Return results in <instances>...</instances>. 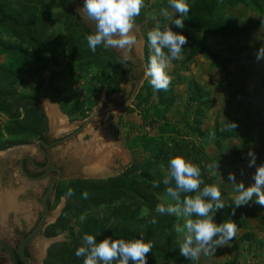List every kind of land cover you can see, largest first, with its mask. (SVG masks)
I'll return each instance as SVG.
<instances>
[{
	"label": "rangeland",
	"instance_id": "374dc122",
	"mask_svg": "<svg viewBox=\"0 0 264 264\" xmlns=\"http://www.w3.org/2000/svg\"><path fill=\"white\" fill-rule=\"evenodd\" d=\"M10 1L14 5L19 2ZM162 1L145 0L146 7L143 10L144 12L150 10L149 15L150 12L155 15V20L147 17L145 22L139 23L137 17L139 31L136 33L137 43L131 53L132 59L128 62L132 68L129 73H126L122 64L113 59L109 65H105L102 61L107 57L99 58L98 62L104 64L97 67L95 63L97 58L89 56L91 55L89 53L93 52L86 41L88 33L85 27L92 33L94 25L85 21L77 10L83 6L84 0H57L58 7L52 10H46L43 6L38 7V14L49 18V23L46 24L47 34L51 36L53 46H59L55 53H46L43 56L34 48L21 44L24 50L36 53L35 61L21 59L20 54L16 53L0 55V66L3 67L0 76L1 86L5 89L9 84L13 85L11 90L5 89L4 94L13 93L12 99L16 100V109L21 112L26 108L30 115L34 114L35 109H39L38 112L44 114L47 119L45 135L50 138L57 140L71 134L70 138L49 150L52 160L62 164L65 177L74 179L60 180V195L58 198L54 199V196L51 198L49 219L55 222L64 210V229L58 230L51 238L48 252L54 245H57L54 250L58 251L82 246L84 236L82 228L87 220L110 215L116 206L130 202L128 196H123L111 205H88L87 209L82 207L75 210L68 207L74 200L72 196H67V191L75 177L105 180L130 173L128 171L140 173L143 163L150 156L148 151H143V143L146 137L152 138L155 135L158 125L150 128L149 122L155 116L145 111L147 106L143 109L144 106L140 105L138 98L144 96L150 79L145 76L147 65L144 61V37L146 29L151 30L157 22L161 23L165 19L160 14L163 8ZM260 2V8L252 6L247 1L245 4L237 3L233 7L222 5L217 10L216 14L227 20L230 25L233 24L236 29L229 36H208V44L217 52L229 57L231 59L229 64L224 67H211L209 62L200 56L186 67L179 63H171L169 72L172 76L171 83L175 84L172 88L175 100L171 109L159 120V125L163 121L175 124L180 133V136L166 135L169 145L156 143L159 150L163 148L166 151L169 146L168 151L174 153L175 146L184 139L201 153L202 160L207 165L219 163L214 173L209 171L207 173L212 178V184L220 186L222 199L226 205L232 204L235 195L234 185L228 180L229 173L235 174L237 183L243 181L248 187L254 183L256 167L264 165V59L259 61L256 59L259 48L264 45V0ZM173 13L175 14V10ZM0 40L4 42L7 40L13 44L20 43L4 29H0ZM98 47L102 53L104 48ZM108 50H112L121 61L122 57L117 50L111 48ZM72 53L75 56L70 58ZM77 54L83 58L74 60L77 59ZM181 59L182 56L178 60ZM191 78L207 93L201 100L205 102V106L196 107L195 104L187 102V81ZM105 79L113 84L119 82L117 87L114 86L113 93L109 92L103 82ZM151 101L157 102L156 96H152ZM50 107L56 109L60 117L66 121L62 127L58 126L52 117L51 120L48 118L46 109L50 115ZM99 111L98 116L84 125L90 116ZM32 116L29 123L34 118ZM8 121V115L0 111L1 130ZM228 122H239L234 137L210 138V133L215 127L220 132L233 130L228 126ZM98 135L101 136L100 139L96 138ZM10 138L11 136L3 133L0 140L7 141ZM28 140L27 143L0 150V190L18 192L17 196L21 194L22 201L28 194L27 199L30 200V194L36 192H31L35 189L33 183L19 175L16 163L22 155L41 159L37 150L38 141L33 138ZM113 143L128 152L131 161L127 167L121 165L115 167L114 159L107 161L112 152L109 146ZM154 144L155 141H152V146ZM101 150L104 154L99 156ZM250 150L257 156L256 165L253 167H248L250 158L247 157V153ZM103 162L108 164H104L105 169L102 167L99 171V165ZM153 170L165 174L167 172L161 162H156ZM13 173L15 177H12ZM48 182L49 177L40 182L44 185L42 188L39 183L35 184L38 186V199L41 198V193ZM27 188L32 189L26 192ZM6 198L7 196L3 197L4 203ZM158 199L159 203L165 202V192L159 195ZM133 205L135 208L137 202L135 201ZM228 208L220 210L217 214L223 217ZM238 209L236 219L241 224H237V236L230 241L229 246L220 248L212 256L206 257L202 254L194 264H264V222L259 221V218L264 217V206L252 201ZM145 210L138 211V216L143 217L142 212ZM81 215H85L83 221L80 220ZM117 221L116 217H110L107 228L110 229ZM176 223L177 218L174 225ZM173 231L176 240L182 241L174 226ZM246 234L251 238L247 239ZM107 237L104 236L99 241ZM156 264L173 263L158 260Z\"/></svg>",
	"mask_w": 264,
	"mask_h": 264
},
{
	"label": "trees",
	"instance_id": "16d2710c",
	"mask_svg": "<svg viewBox=\"0 0 264 264\" xmlns=\"http://www.w3.org/2000/svg\"><path fill=\"white\" fill-rule=\"evenodd\" d=\"M249 1L252 6L260 8V0H188L191 10L188 17L184 20V27L178 28L174 23L170 24V27L178 33H182L187 36L188 41L182 51L181 60H173L172 64L179 63L182 67H186L188 64L194 62L195 58L200 56L207 60L211 67H224L231 62V59L224 54L217 52L211 45L208 44V36H229L231 35L236 27L230 25L227 20L216 14L220 6L233 7L237 3L245 4ZM57 0H19L16 5L12 4L10 0H0V29H4L20 43L13 44L0 40V55L6 54H20L21 59L26 61H35L37 55L35 52H30L28 49H23L21 44H25L34 50L39 51V54L43 55L46 53L53 54L57 51L58 45H54L51 40V36L47 34V25L49 18L38 14V7L43 6L46 10H52L57 6ZM162 7L166 8L168 12L173 16V19L180 18L179 13H173L174 9L169 6L168 0L162 1ZM141 11L138 17V22L143 23L147 20V17H151L152 14L147 10ZM174 14V15H173ZM170 23L168 20H163L161 24ZM86 28V32L89 34L90 30ZM144 37V61L146 65L149 62V47L147 42V32ZM65 42V41H64ZM101 47V46H100ZM103 49V47H101ZM79 50V49H78ZM77 53V52H76ZM91 57L97 58V67H102L103 64L109 65L110 60L113 59L117 63L121 64V61L113 53L112 50L104 49L101 53L99 47L95 53H89ZM75 56L74 53L70 54V58ZM77 59L83 58L79 54L76 55ZM107 57L102 59L104 63H99V58ZM40 59V58H38ZM126 73H129L131 66L127 63L125 66ZM3 73V67L0 66V76ZM14 76V75H12ZM110 93H113L114 86L117 87L119 82H111L110 80H103ZM12 83V82H11ZM12 84L6 86L5 89L11 90ZM174 83H171L167 92L160 90L156 91L153 87L148 85L144 96H139L138 101L140 105L147 106L146 112H151L153 120L149 122L150 128L158 125L157 132L151 137H146L143 143V151H148L150 156L143 163V168L140 173L121 174L115 178H108L105 180H93V179H77L69 186L74 190L72 198L74 203L68 207L80 210L82 207L87 209L88 205H111L115 201L119 200L123 196H128L130 202L121 203L111 210L110 215H103L98 219H89L86 221L82 228V233L92 234L97 237V241L104 236L117 238H139L143 235L146 241L150 240L154 242L152 251L148 254V264H156L158 260L170 261L173 264H194V261L188 260L180 255L179 245L182 241H177L173 226L175 223V217L164 214L161 215L155 211L156 206L159 204L158 196L165 192L166 186L163 184V177L165 173L158 170H153L156 162H161L167 171L168 162L170 158L176 155H184L192 159L194 163H197L202 168L203 179L205 184H212V178L208 175L207 163L202 160V155L197 152L193 145L187 144L186 140L182 139L179 144L175 146L176 150L174 153H170L168 148L164 151L158 149V142H162L164 145L167 144L166 135L176 134L180 136L177 126L168 121H163L159 125V120L164 114L171 109L174 104L175 95L173 93ZM1 86L0 82V111L8 115L9 121L4 126L3 130L0 128V138L3 133L11 136L7 141L0 140V150L5 149L8 146L17 145L20 143H27L30 138L41 140L45 142L47 136V119L44 114L39 113V109L34 110L31 123V115L26 108L20 112L16 109V100L12 99V94H4L5 90ZM207 95L206 92L199 88L197 82L194 79L187 81V102L195 104L199 107L206 105L205 102L201 101L203 97ZM152 96H156L157 102H152ZM24 111V112H23ZM146 119V118H144ZM145 122V121H144ZM239 123V122H237ZM191 128V127H190ZM192 129V128H191ZM238 126L231 131H218L217 127L212 131L215 133V138L226 139L234 137L237 133ZM201 134V133H200ZM204 135V134H201ZM152 141L155 144L152 146ZM153 181H161L158 188H153ZM203 187V185L201 186ZM68 188V189H69ZM87 191L89 197L87 199L82 198V193ZM60 195V190L56 193V198ZM132 199V201H131ZM137 202L134 208L133 203ZM146 209L148 211L147 216L139 217L138 211ZM64 213V210H63ZM63 213L57 219V221L49 226L46 230L47 237H53L57 234L58 230L64 229L63 224ZM231 208L226 210V214L222 217L216 214V221L223 222L225 220H233L236 224L240 225L241 222L237 220L236 210L235 216H230ZM110 217H116L118 221L112 225L109 229L107 228ZM155 217L157 223L155 225L150 224L148 221ZM260 222H264V217L259 218ZM109 229V230H108ZM245 237L251 238L249 234ZM262 243V242H261ZM57 245L52 246L51 251L48 252L45 263L46 264H83V258H77L75 256L76 249L70 248L66 250H54ZM56 252V254H54Z\"/></svg>",
	"mask_w": 264,
	"mask_h": 264
},
{
	"label": "clouds",
	"instance_id": "9594fccd",
	"mask_svg": "<svg viewBox=\"0 0 264 264\" xmlns=\"http://www.w3.org/2000/svg\"><path fill=\"white\" fill-rule=\"evenodd\" d=\"M168 3L176 14H180V18L173 19L166 8L160 10V14L170 23L162 25L157 22L147 32L150 55L145 70V76L150 78L153 89L165 92L172 82L169 72L171 62L180 59L188 41L187 36L174 31L170 24L183 28L184 20L191 10L188 0H168ZM145 7V0H84L83 6L77 10L85 21L94 25V31L86 36L90 50L95 53L98 46L115 49L122 57L121 64L125 66L132 59L131 53L137 43L136 33L139 31L136 20ZM151 18L155 20L156 16L152 15ZM256 59H264V45L259 48ZM228 126L235 129L238 125L228 122ZM210 138H215L214 132L210 133ZM247 157L250 158L248 167L255 166L256 153L250 150ZM218 167L219 163L207 165L210 173H214ZM228 180L234 185L235 195L232 204L226 205L220 186L205 184L199 164L184 155L170 158L162 181L166 186V200L159 203L155 211L177 218L174 230L182 237L180 255L186 259L198 261L202 254L206 257L215 255L220 248L229 246L230 241L237 236L238 226L233 220L216 221V214L220 210L229 207L230 216H235L238 208L252 201L264 206V165L256 167L254 183L248 187L243 181L237 183L234 173H229ZM160 183L153 181L152 187L158 188ZM72 195L74 190L69 188L67 196ZM88 197L87 191L82 193L83 199ZM147 215L146 210L142 212V216ZM84 219L85 215H81L80 220ZM148 222L155 225L157 219L152 217ZM153 247L154 242L146 241L143 235L132 239L107 237L97 241L95 235L85 234L75 256L83 258V264H148V254Z\"/></svg>",
	"mask_w": 264,
	"mask_h": 264
},
{
	"label": "flooded vegetation",
	"instance_id": "af4514ba",
	"mask_svg": "<svg viewBox=\"0 0 264 264\" xmlns=\"http://www.w3.org/2000/svg\"><path fill=\"white\" fill-rule=\"evenodd\" d=\"M70 137H71V134L67 135L65 137L58 138L56 140V138L53 139V138H50L49 136H47V140L44 143L48 147L46 148V147L41 146L43 152L41 150L37 149L39 151L41 159L31 157L33 162L36 164V166H33L29 162V160L26 158L28 156H25L24 158L21 159L23 169L27 173V175H29L30 177L38 178V177L43 176L47 172H48V174L41 180L30 181L33 183L32 185H34L35 189L33 190L32 188H27L26 192H30L29 190L32 189L31 192H36V194L31 193L30 194V198H31L30 200L27 199L29 196V194H28L26 199L23 200L24 204L28 205L27 208L23 212H20V210H18V209L14 210L16 213L11 212L8 215L6 225H5L6 222H4V221H3V223L0 222L2 225V226L0 225V241L5 242L7 245L10 246L11 251L13 253V256H14L17 264H25L22 261L21 256L28 261V264H38L39 262H40V264H46L45 260H46L47 255H48V249L50 248L51 238H52V237H47L45 235L46 230L49 226L53 225L58 219V217H57L55 222L54 221L52 222L51 219H49L50 215H51V198H52V196H54V199L56 198V193L58 192V190L60 188V185H59L60 180L67 179V177H65V174L63 173L62 164L57 163V162L52 160V156H51L49 150L51 148H53L55 145L61 144L65 139H68ZM7 156H10V155H7ZM19 162H20V160L16 163V165L18 166V173L20 176H22L24 178V176L20 170V167H19ZM53 168H58L60 170V174H59V177H58V179L54 185L52 194L50 195V197L47 200L48 211L45 214L44 210L42 208V199H43L45 193L47 192L48 186H49L50 182L52 181L53 177L57 175V171L54 170ZM48 177H49V182L47 183V186L43 189V191L41 193V198L38 199V197H39V195H37L38 194L37 193V190H38L37 187L38 186H36L35 184L36 183H37V185H38V183L40 184V182H42L43 180H45ZM75 178H76L75 180H77V179H80L81 177H75ZM71 179H74V177H71ZM71 179H67V180L70 181ZM39 186H40V188H42V186H44V185L40 184ZM5 190L6 189H2V192H0V193H5ZM26 192H24V194H26ZM21 196L22 195L20 194V195H18L17 198L14 197L13 199H15L16 202H18V203H21V202L23 203ZM17 207L18 206H16V208ZM28 213L30 216H26V214H28ZM44 215H46V217H45L44 224H43L41 230L38 232V234L30 242L25 244V246L22 248L21 254H20L19 249H20L21 244L24 242V240H26V238H28L38 228V226L41 223ZM18 216H20L19 222H14L12 220V218H14V217L17 218ZM1 236H4V237H1ZM0 264H11L9 256H8L5 249H2V251H1Z\"/></svg>",
	"mask_w": 264,
	"mask_h": 264
},
{
	"label": "crops",
	"instance_id": "0c3cea01",
	"mask_svg": "<svg viewBox=\"0 0 264 264\" xmlns=\"http://www.w3.org/2000/svg\"><path fill=\"white\" fill-rule=\"evenodd\" d=\"M46 114H47V116H48V118L51 120V116L50 115H48V112H47V109H46ZM100 135H98L96 138H99L100 139ZM38 149V148H37ZM109 149H111L112 150V152L110 153V157L108 158V160L107 161H111V160H113L114 159V165H115V167H118V166H124V167H127L129 164H130V161H131V159H130V156L128 155V152L127 151H125V149L124 148H121V147H116V145L113 143V144H110V146H109ZM102 153H103V151L101 150V151H99V156H102ZM104 154V153H103ZM7 155H9V154H7ZM25 156H28V155H22V157L20 158V160L22 159V158H24ZM30 158H31V156H29ZM99 160H101V159H99ZM80 161H84L83 159H80ZM102 161V160H101ZM103 161H106L105 159H103ZM106 161V162H107ZM106 162H103V163H101V165H99V171H101L102 170V167H103V169H105V167H106V165H104V164H108V163H106ZM117 162H119V163H117ZM103 164V165H102ZM12 177H15V174H13L12 175ZM26 179V178H25ZM28 180V179H27ZM30 181V180H29ZM0 192H2V190H0ZM17 194H18V192H13V190H9V191H5V193H0V222L1 223H3V221L4 222H6L5 223V225L7 224V219H8V215L11 213V212H15L14 210L15 209H18V210H20V212H23L26 208H27V204H24V203H19L18 204V202H16V200L15 199H13L12 201L13 202H11L12 203V205H13V207H11V206H9V207H7V209H12V210H8V211H6V212H4V213H2L1 211H2V209H3V207H4V209L6 208L5 206L6 205H8V204H6V203H4L3 202V197L4 196H11L12 198H14V197H18L17 196ZM4 203V204H3ZM5 205V206H4ZM16 206H18L17 208H16ZM2 213V214H1ZM16 213V212H15ZM26 216H30L29 215V213L28 214H26ZM19 219H20V216H18L17 218L16 217H14L13 218V221L14 222H19ZM1 223H0V225H1ZM2 226V225H1Z\"/></svg>",
	"mask_w": 264,
	"mask_h": 264
},
{
	"label": "water",
	"instance_id": "95a60500",
	"mask_svg": "<svg viewBox=\"0 0 264 264\" xmlns=\"http://www.w3.org/2000/svg\"><path fill=\"white\" fill-rule=\"evenodd\" d=\"M135 84H136V83H135ZM123 109H124V107H123ZM99 114H100V111L97 112V113H95V114H93L92 116H90V117L88 118V120H86V122L84 123V125L88 124L91 120H93V118H94L95 116H98ZM41 146H42V147H46V148L48 147L43 141L39 140V141L37 142V148L43 152ZM44 153H45V152H44ZM45 154H46V153H45ZM26 158L29 160V162H30L33 166H36V164L33 162L32 158H30L29 156L26 157ZM19 167H20V170H21V172H22L24 178H26V179H28V180H30V181H38V180H41V179H43V178L48 174V172H47L46 174H44V175L41 176V177H38V178H32V177H30L29 175H27V173L24 171V169H23V165H22V160H20V162H19ZM53 169L57 171V175L53 177L52 181L50 182V184H49V186H48L47 192L45 193V195H44V197H43V199H42V208H43L45 214H46L47 211H48L47 200H48V198L50 197V195L52 194V191H53L54 185H55V183H56V181H57V179H58V177H59V174H60V170H59L58 168H53ZM45 217H46V215H44V217H43L41 223L39 224L38 228H37V229H36V230H35V231H34V232H33L28 238H26V240H24V242L21 244L20 249H19V253H20V254H21V250H22V248L25 246V244H27L28 242H30V241H31V240H32V239L38 234V232L41 230V228H42V226H43V224H44ZM2 249H5V250H6L8 256H9V259H10L11 264H17L16 261H15V258H14V256H13V253H12V251H11L10 246L7 245L5 242L0 241V255H1V251H2ZM21 259H22V261H23L25 264H28V261H27L25 258H23L22 256H21Z\"/></svg>",
	"mask_w": 264,
	"mask_h": 264
},
{
	"label": "bare ground",
	"instance_id": "6f19581e",
	"mask_svg": "<svg viewBox=\"0 0 264 264\" xmlns=\"http://www.w3.org/2000/svg\"><path fill=\"white\" fill-rule=\"evenodd\" d=\"M49 111H50V115H51L52 119L53 120L55 119L56 120L55 122L58 124V126L62 127L63 124H65V122H66L64 120V118L60 117L58 111L56 109H54L53 107H50ZM12 199L13 198L11 196L10 197L7 196L5 203L8 204V205H6V206L4 205L6 208L4 209V207H3V209H2L3 213L8 211V210H12L13 209V208L12 209H7V207L12 205V203H11V202H13ZM11 207H13V205Z\"/></svg>",
	"mask_w": 264,
	"mask_h": 264
}]
</instances>
